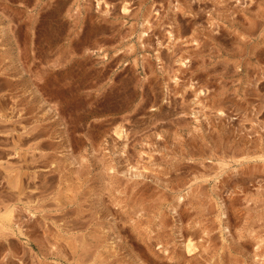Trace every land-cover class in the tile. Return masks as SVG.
<instances>
[{
  "label": "rangeland",
  "instance_id": "1",
  "mask_svg": "<svg viewBox=\"0 0 264 264\" xmlns=\"http://www.w3.org/2000/svg\"><path fill=\"white\" fill-rule=\"evenodd\" d=\"M99 1L98 9L97 0H0V264H264V0ZM146 19L150 35L142 49L137 35ZM168 30L200 53L175 58L172 41L165 43ZM98 49L112 54L92 53ZM154 50L162 54L160 66ZM183 59L189 64L176 72L179 84H171L174 61ZM188 82L206 93L194 104ZM36 93L59 112L77 162L71 170L60 163L62 174L48 171L58 145L52 139L61 131L37 105ZM217 107L235 122L214 120ZM191 108L199 111L196 120H171ZM152 120L159 121L156 128ZM240 123L260 127L248 152L230 148L234 137L216 131L218 124ZM118 126L134 133L130 155L147 143L143 166L158 184L111 178V166L121 170L119 143L112 140ZM155 132L162 140L155 141ZM201 145L208 162L202 168L189 161ZM211 150L224 164L209 159ZM169 163H179L176 174L167 173ZM7 166L26 173L22 194L9 188ZM169 185L172 194L162 188ZM175 190L186 197L176 219L170 215ZM211 192L219 193L218 204ZM61 194L69 195L64 216L80 211L81 226L65 225L55 212ZM220 201L224 222L217 216ZM188 241L193 258L182 248Z\"/></svg>",
  "mask_w": 264,
  "mask_h": 264
},
{
  "label": "bare ground",
  "instance_id": "2",
  "mask_svg": "<svg viewBox=\"0 0 264 264\" xmlns=\"http://www.w3.org/2000/svg\"><path fill=\"white\" fill-rule=\"evenodd\" d=\"M206 2V1H205ZM189 3V2H188ZM100 4H101V1H99V0H97V5H96V7L99 9L100 8ZM190 4V3H189ZM177 6V5H176ZM175 6V9H174V13L178 10V8ZM172 7H174V6H172ZM190 7H192V5L190 6ZM213 7V6H212ZM211 9V8H210ZM183 11V10H182ZM193 11V10H192ZM105 12V11H104ZM122 14H127V13H129V11L127 10V9H125V8H123L122 9V12H121ZM177 13V12H176ZM175 13V14H176ZM195 13V12H194ZM207 13V12H206ZM196 15V14H195ZM198 15H200V14H198ZM206 15V14H205ZM199 17V16H198ZM149 21L146 19L143 23H141L140 24V27H139V31H138V35H137V42H138V44L140 45V48H142V49H145V43H144V39L145 38H147V37H149V35H150V33L148 34V32H147V28H148V25H149ZM259 23V22H258ZM198 24V23H197ZM196 24V25H197ZM153 25V24H152ZM260 25V24H259ZM211 26V25H210ZM151 28V27H150ZM213 28V27H212ZM258 28V27H257ZM256 29V28H255ZM5 30H3L2 31V33L4 32ZM5 34V33H4ZM166 36H167V39L169 40V41H177L178 39H177V37L175 36V34H173L172 32H169V30L167 31V33H166ZM145 41H146V39H145ZM159 44H160V42H159ZM163 44V43H162ZM161 44V45H162ZM167 44V43H166ZM148 47H150V46H148ZM176 49V48H175ZM151 50V49H150ZM160 50H162V49H160ZM154 52V56H155V60H156V62L157 63H159V66L161 65V61L163 62V59L161 60L160 59V57H162V54H161V56L159 57V55H160V53H159V51L158 50H154L153 51ZM152 52V53H153ZM164 52V51H163ZM163 52H161V53H163ZM176 52V51H175ZM174 52V54H177V53H175ZM200 52V51H199ZM95 54H97V55H100V54H102V53H100V52H96ZM164 55H165V53H164ZM105 55H103V57H104ZM174 56V55H173ZM176 57V56H175ZM164 58V57H163ZM167 58V57H166ZM174 58V57H173ZM170 59H172L171 57H170ZM113 61V60H112ZM165 61H169V59L168 60H165ZM176 64H177V66H178V69H176V71H172V72H174V74L169 78V80H170V82H171V84H174V85H177V84H179L178 82L180 81L177 77H176V72L177 71H179L180 69L182 70H184V69H186L187 68V64H189V61H187V60H185V59H183V60H175L174 61ZM170 63H171V61L170 62H166V63H164V64H168V65H170ZM15 65H16V67H18L19 68V70H20V74H24L25 72H24V70L20 67V64L19 63H15ZM174 66V65H173ZM172 66V67H173ZM171 67V68H172ZM175 67H176V65H175ZM258 67V66H257ZM166 68V67H165ZM159 69H160V67H159ZM168 69H170L169 67H168ZM144 70V69H143ZM171 70H173V69H171ZM167 71V70H166ZM171 72V71H170ZM168 74H169V72H168ZM264 74V73H263ZM179 76V75H178ZM262 76V75H261ZM263 78H264V76H263ZM25 80V79H24ZM146 81H148L147 79H146ZM164 82V81H163ZM145 81H144V84L143 85H145ZM189 83V82H188ZM169 84V83H168ZM146 85H147V83H146ZM187 89H189L190 90V93H191V95H189V96H193V97H190L191 98V100H190V102H191V104L193 103L194 104V102L196 101V100H198V98H200V97H203V96H205L206 95V93L203 91V90H200V89H197L195 86H194V83H189V85L186 87ZM258 88V87H257ZM148 89V88H147ZM168 89H171V88H168ZM205 90V89H204ZM141 91H143V90H141ZM146 90H144V92H145ZM223 91V90H222ZM147 92V91H146ZM187 92V91H186ZM166 94V93H165ZM145 95V94H144ZM185 95V94H184ZM35 96H36V100H37V105L39 106V108L41 109V110H43V113L48 117V119L50 120V121H52V123H53V125H57V126H59V128H60V131H61V133H60V135L58 136L57 135V137H55V138H51L53 141H55V142H57V144L59 145H57L56 147H54L53 148V150H54V153L56 154L54 157H55V159H54V161H52L50 164H49V172H52L53 174L54 173H59V174H62V172L61 171H59L58 170V166H59V164L60 163H62V164H67L68 166H69V168H70V170L71 169H74L76 166H77V162H76V159L73 157V153H72V148L69 146V145H67L66 143H65V141L67 142V139H66V136H63V135H66L65 134V131H64V126L62 125V123H61V120H60V117L61 116H59L60 114H59V112H57V110L55 109V108H53L52 107V105H48L42 98H41V96H40V94H38V93H36L35 94ZM156 96V95H155ZM188 96V95H187ZM181 98H183L182 96H180ZM148 98H151V97H148ZM185 98V97H184ZM189 98V97H188ZM187 98V99H188ZM179 99V98H178ZM148 101V100H147ZM158 101V100H157ZM221 101H223V99H219V102H221ZM146 102V101H145ZM159 102V101H158ZM183 102V101H182ZM185 102H186V98H185ZM142 103V102H141ZM184 103V102H183ZM196 104V103H195ZM147 105V104H146ZM180 104H178L177 106H179ZM165 106V105H164ZM90 107V106H89ZM180 107V106H179ZM182 107V106H181ZM181 109H183V108H181ZM155 109H151V111H154ZM168 111V110H167ZM171 111H173V110H171ZM165 112V111H164ZM177 112H178V110H177ZM198 112L199 111H197V110H195V108H191L190 110H189V112L187 113V114H185L184 112H179V113H177V116L174 118V119H171V120H175L176 122L178 121L179 123H180V121L183 123V120L187 117V118H191V119H193V120H196V118H197V115H198ZM256 112H258L257 110H256ZM42 113V114H43ZM163 113V112H162ZM166 113V112H165ZM165 113H163V114H165ZM204 113H205V111H204ZM172 114V113H171ZM175 114H176V109H175ZM209 114H211V113H209ZM243 114V113H242ZM256 114V113H255ZM165 115H170V114H168V112H167V114H165ZM165 115H163V116H165ZM162 116V117H163ZM171 116V115H170ZM169 116V117H170ZM161 117V118H162ZM165 117H167L168 118V116H165ZM199 117V116H198ZM203 117L205 118V120H207L208 122H209V116H205V115H203ZM213 118H214V120H216L218 123L220 122L221 123V121L222 120H226V119H228V121H227V124H231V122L230 121H234V120H236L235 118H233V117H228L227 116V114L225 113V111L221 108V107H217L216 109H215V112H214V114H213V116H212ZM240 117V116H239ZM2 119H3V117H1ZM1 118H0V120H1ZM125 118V117H124ZM166 118V119H167ZM62 119V118H61ZM201 119V118H200ZM247 119V118H246ZM41 120V119H40ZM40 120H38L39 121V123H38V125H37V127L35 128V126H34V128L35 129H31L32 131L33 130H35L36 131V129L38 128V127H40ZM164 120V119H163ZM162 120V121H163ZM168 120V119H167ZM165 121V122H167L168 123V121ZM170 120V121H171ZM190 120V119H189ZM243 120H244V117H243ZM7 121V120H6ZM5 121V122H6ZM169 121V122H170ZM1 122V121H0ZM12 122V121H11ZM34 122V121H33ZM159 122V121H158ZM158 122H153V120H152V125L154 124H156L157 125V123ZM198 122V121H197ZM196 122V123H197ZM206 122V121H205ZM235 122V121H234ZM240 122H242V121H240ZM253 122V121H252ZM116 123V122H115ZM171 123H172V121H171ZM49 124H51V123H49ZM151 124L150 125H148V126H151ZM176 124H178V123H176ZM205 124V123H204ZM211 124V123H210ZM251 124H254V123H251ZM117 125V124H116ZM156 125H155V128H156ZM160 125V124H159ZM170 125H172V124H170ZM169 125V126H170ZM214 126H215V124H213ZM240 126L239 127H237V128H230V127H228L227 128V126H225V125H219L218 124V127L216 128V131H217V129L219 128V130L218 131H220V133L219 134H222L223 136H222V139H225L227 136H233L234 137V141H236V143L233 141L231 144L233 145V146H231L230 148H232V149H236L237 151H240V150H243V151H246V152H248L249 150H250V145H254L255 146V142L253 141V139L252 138H254V137H256V135L255 134H257V133H259L260 131H258L259 129L258 128H260V127H258V128H255L253 125L252 126H250V127H248V128H246V127H244V124H239ZM165 126V125H164ZM217 126V125H216ZM153 128H154V126H152ZM232 127V126H231ZM235 127V126H234ZM52 127H50V129H51ZM115 129L113 130V132H112V140L113 141H116V142H118L119 143V149H118V160H119V163H118V165L119 166H121L120 168H121V170L120 171H118L117 172V170H116V168L115 167H110L109 168V174L111 175V178H113V179H115L116 181H118V182H124L125 184H127L128 182H130V181H133V183L134 184H141V182H143L144 180H146V179H150L152 182H154L155 184H158V181L156 180V179H154V177L152 178V177H150L148 174V170H146L145 169V167L143 166L144 165V159H145V157H144V151H143V147H145L146 148V146H147V143H143V142H141V143H139L138 144V149H137V147H136V157L134 156V154L132 153L131 155H133V156H131L130 155V152H129V150H131L130 149V144L133 142V141H130V136H133V134L134 133H132V135L127 131V130H125L124 129V127H122V126H118V127H114ZM23 129V128H22ZM30 130V131H31ZM49 130V129H48ZM146 130H147V128H146ZM262 130V129H261ZM7 132H8V130H7ZM111 132V131H110ZM202 132V136H204L205 134H204V132L205 131H201ZM28 133V132H27ZM30 133V132H29ZM142 133V132H141ZM109 134V133H108ZM136 134H138V133H136ZM37 135H38V133H37ZM36 135V136H37ZM40 135L42 136V134L40 133ZM252 135H255L254 137H252ZM35 136V135H34ZM35 136V137H36ZM39 136V135H38ZM25 137H28V136H25ZM135 137V136H134ZM141 137V136H140ZM237 137H239V139H241V141L238 139H236ZM46 138V137H45ZM162 135L160 134V133H156L155 132V134H154V139H155V141H160V140H162ZM18 139V138H17ZM43 139V138H42ZM133 139V138H132ZM131 139V140H132ZM203 139V138H202ZM231 139V138H230ZM243 139H245V140H243ZM44 140V139H43ZM49 141H51V140H49ZM14 142V141H13ZM47 142V141H46ZM112 142V141H111ZM204 142V141H203ZM25 143V142H24ZM48 143V142H47ZM114 143V142H113ZM143 143V144H142ZM43 144H45V143H43ZM166 144V143H165ZM239 144H241V146L239 145ZM22 145V144H21ZM46 145V144H45ZM50 145V144H49ZM174 145V144H173ZM204 145H206V144H204ZM19 146H20V144H19ZM117 146V145H116ZM42 147H44V146H42ZM32 148V147H31ZM35 148H37V150L39 149V144L37 145L36 144V147ZM45 148V147H44ZM111 148V147H110ZM1 150V149H0ZM13 150V149H12ZM48 150H49V148H48ZM149 150V149H148ZM40 151H41V149H40ZM44 152V151H43ZM46 152V151H45ZM12 153V152H11ZM19 153V152H18ZM17 153V154H18ZM52 153V152H51ZM207 153V152H203V145H201V146H199V147H197V157H191V158H189V161L190 162H192V163H190V165H196V166H199V167H203L204 166V164H206V163H208V162H205V158H204V156H205V154ZM209 154H210V157H209V159L210 160H215V161H217V163H219L220 165H222V164H224L223 163V159L222 158H218V157H216L215 155H214V153H215V151H213V150H211V151H209L208 152ZM27 154H29V153H27ZM32 154V153H31ZM0 156H2V155H0ZM9 156H11V154L9 155ZM19 156V155H18ZM48 157V156H47ZM131 157H135V158H131ZM154 157V156H153ZM19 158H20V156H19ZM44 158V156L43 155H40L39 157H37V159L36 158H34L35 160H34V163L36 164L37 162L39 163V161H41V159H43ZM50 158V157H49ZM28 160V159H27ZM116 160V159H115ZM207 161V160H206ZM209 161V160H208ZM118 162V161H117ZM210 162V161H209ZM37 163V164H38ZM42 164H43V162H41ZM47 164V162H44V164ZM49 163V162H48ZM40 164V163H39ZM42 164H41V166H42ZM178 164L179 163H169V165H168V168H167V173H170L171 174V172H174L175 174H176V171L178 170ZM31 165H33V164H31ZM207 165H209V164H207ZM4 166H6V165H4ZM9 166V165H8ZM6 167V168H4V170L8 173L7 175V181H8V185H9V188L11 189V190H15L16 191V193L18 192V194H22L23 193V191H24V189H25V187H26V183L25 182H23V183H25V185H24V187L22 186V180H21V178H22V176H25L26 175V173H25V175H22V173L21 172H19L18 170H12L11 168H9V167ZM27 166H28V164H27ZM30 166V165H29ZM33 166H35V165H33ZM38 166V165H37ZM224 166V165H223ZM222 166V167H223ZM45 167V166H44ZM201 167V168H202ZM64 168V167H63ZM204 168H206V167H204ZM28 169V168H27ZM60 169H62V168H60ZM45 170V169H44ZM63 170V169H62ZM186 170V169H185ZM47 171V170H46ZM31 172V171H30ZM200 172V171H199ZM151 173V172H150ZM34 174V173H33ZM45 174V173H44ZM41 175V174H40ZM46 175V174H45ZM57 175V174H56ZM152 176H155V175H153V174H151ZM191 175V174H190ZM50 176V175H49ZM48 176V177H49ZM165 176V175H164ZM30 177V176H29ZM47 177V178H48ZM51 178L53 177V175L52 176H50ZM56 177V176H55ZM55 177H53L54 179H55ZM24 178V177H23ZM52 178V179H53ZM63 178V177H62ZM3 179H5V178H3ZM35 179V178H34ZM37 179V178H36ZM51 179V180H52ZM201 179V181L202 182H208V183H210V180H208V179H206L205 177H202V178H200ZM49 181H51L50 179H48ZM62 180V179H61ZM217 180H218V178H217ZM5 181H6V179H5ZM24 181V180H23ZM32 181H33V179H32ZM52 181H56V180H52ZM66 181V180H65ZM215 183H216V180H213ZM182 182V181H181ZM43 183V182H42ZM49 183V182H48ZM55 183V182H54ZM34 184V183H33ZM35 184H36V181H35ZM44 184V183H43ZM28 185V184H27ZM53 185V184H52ZM168 186V185H167ZM167 186H164V187H162L163 189H166L168 192H170L171 194H172V190L174 189L171 185H169V187H167ZM199 186H200V184H199ZM202 186V185H201ZM29 187V186H28ZM37 187V186H36ZM65 187V186H64ZM216 187V186H215ZM202 188V187H201ZM52 189V188H51ZM200 190V189H199ZM14 191V192H15ZM224 191V190H223ZM36 192V191H35ZM220 192V191H219ZM16 193H15V195H16ZM57 193V192H56ZM211 193H213V192H211ZM204 194V193H203ZM215 196H216V200L218 201V196H219V193H213ZM14 195V194H13ZM39 195V194H38ZM41 195V194H40ZM187 195V194H186ZM25 196V195H24ZM47 196V195H46ZM45 196V197H46ZM54 196V195H53ZM65 196H69V195H65ZM64 196V197H65ZM45 197H44V199H45ZM64 197H63V194H61L60 195V197H59V199H57V203L60 205H58V208L56 209L57 211H55V212H59L60 214H62V215H60L61 217H62V219H61V221L66 225V223H71L72 225H74V226H76V225H79V226H81L83 223L82 222H80V219H81V212L80 211H77L76 212V214H75V216L72 218V217H65L66 215H68L69 213H70V211L68 212H63V208L64 207H66V204H64ZM72 197V196H71ZM10 198V197H9ZM185 195H182L181 194V192H179V190H175L174 191V193H173V196H172V199H173V206H171V209H170V207H169V209H170V215H173V217H175V219L177 218V217H181L180 215V212L178 211V206L180 205H184V201H185ZM222 198V197H221ZM2 199V198H1ZM38 200H40V199H38ZM66 200V199H65ZM70 200V199H69ZM190 200V199H189ZM221 200H223V199H221ZM31 201H32V199H31ZM66 203H68V202H66ZM135 203V202H134ZM219 203V201L217 202V204ZM142 204V203H141ZM130 205V204H129ZM43 206V205H42ZM53 206V205H52ZM55 206V205H54ZM3 207H5V205L3 206ZM57 207V206H56ZM138 208H139V206H138ZM144 211V210H143ZM187 211V210H186ZM165 214V213H164ZM185 214V213H184ZM188 214H189V212H187V214H186V216H188ZM228 214V213H227ZM65 215V216H64ZM72 215V214H71ZM57 216V215H56ZM59 216V217H60ZM217 216H218V218H219V220H221V222H224L225 221V219H226V215H225V211H224V204H223V202L222 201H220V206H219V210H218V214H217ZM110 217V216H109ZM135 217H137V216H135ZM229 217V216H228ZM22 218V217H21ZM54 218V217H53ZM56 218V217H55ZM58 219V218H57ZM69 220V221H68ZM113 219H112V217H110V221H112ZM133 220V219H132ZM109 221V222H110ZM30 222V221H29ZM35 224V223H34ZM44 225V224H43ZM112 223H110V226H111V228H112ZM15 226V230L17 231L16 233H15V235H17L19 238H21L22 240H24V238H25V234L23 233V231L21 230V227H20V225H14ZM164 226V225H163ZM78 227V226H77ZM223 228H222V230L224 231V233H228V229H227V227H225V226H222ZM34 228H36L37 229V226L36 227H34ZM158 228V227H157ZM38 230H39V228H38ZM178 232V231H177ZM6 233V232H5ZM40 233V232H39ZM11 235V234H10ZM42 235V234H41ZM113 235V234H112ZM49 236V235H48ZM204 236V235H203ZM6 237V236H5ZM4 240V239H3ZM116 240V239H115ZM5 241V240H4ZM9 241H10V239H9ZM10 244V243H9ZM159 245V244H158ZM182 248L185 250V252H187L189 255L190 254H192V252H194V245L192 244V241H188V242H185V243H182ZM5 247V246H4ZM75 247V246H74ZM68 248V247H67ZM70 248V247H69ZM5 250V249H4ZM26 250V249H25ZM86 250V249H85ZM84 251V250H83ZM3 252V251H2ZM85 253V252H84ZM80 254H81V252H80ZM23 255V254H22ZM28 255V254H27ZM187 255V254H186ZM78 257H79V255H77ZM17 257V256H16ZM77 257V258H78ZM190 257L191 258H193V255H190ZM168 258V257H167ZM184 258V256L183 255H179L178 257H177V261H179L178 259H183ZM187 258V257H186ZM20 261V260H19ZM23 263V262H22Z\"/></svg>",
  "mask_w": 264,
  "mask_h": 264
},
{
  "label": "crops",
  "instance_id": "3",
  "mask_svg": "<svg viewBox=\"0 0 264 264\" xmlns=\"http://www.w3.org/2000/svg\"><path fill=\"white\" fill-rule=\"evenodd\" d=\"M109 41H111V37L107 36V39H100V42L103 43V46L102 47H105V44L108 43ZM168 42V39H166V42ZM182 42V40H181ZM168 44H170V49H172L173 52L177 53L175 54V58H177L181 53H186L187 52V55H198L200 52L199 50H196L197 48H194V44H193V41L190 43V44H187V45H184V43H180V40L178 42L177 41H173V42H168ZM176 48V49H175ZM97 51H100L101 52V49H98V50H95V51H92V53H96ZM108 52L109 56H111L112 52H110L109 50H105V49H102V52L101 53H106ZM185 56V55H183ZM106 62H110V60H106ZM108 63H105L104 65L108 64ZM103 65V64H102ZM143 81L146 82V79H143Z\"/></svg>",
  "mask_w": 264,
  "mask_h": 264
}]
</instances>
